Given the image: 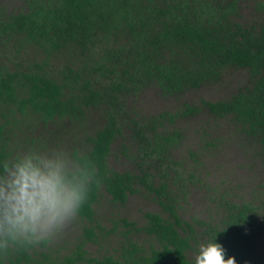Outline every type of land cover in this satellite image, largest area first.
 Segmentation results:
<instances>
[{
	"label": "trees",
	"instance_id": "obj_1",
	"mask_svg": "<svg viewBox=\"0 0 264 264\" xmlns=\"http://www.w3.org/2000/svg\"><path fill=\"white\" fill-rule=\"evenodd\" d=\"M19 1L0 5V160L28 149L25 129L44 128L55 134L43 140L49 148L67 146L95 179L67 252L65 227L58 238L0 249V264H195L214 240L238 264H264V0ZM230 71L246 81L227 97L155 114L127 104L148 88L182 95ZM204 110L258 145L251 168L263 171L245 195L209 185L216 217L186 216L206 182L181 170L173 151L185 130L167 126ZM111 157L132 165L115 170ZM134 195L153 203L144 220L100 217L103 201L127 207Z\"/></svg>",
	"mask_w": 264,
	"mask_h": 264
},
{
	"label": "rangeland",
	"instance_id": "obj_2",
	"mask_svg": "<svg viewBox=\"0 0 264 264\" xmlns=\"http://www.w3.org/2000/svg\"><path fill=\"white\" fill-rule=\"evenodd\" d=\"M9 3H11V0H0V5ZM16 5H20L19 0H14V6ZM245 79L242 71H230L224 81L204 86L199 90H191L182 95L165 96L155 88H148L138 97L131 98L127 104L130 109H134L141 114L163 113L164 111L176 112L181 109L185 101L199 104L202 99L217 100L227 97L236 91L238 87L244 85ZM93 117H96V114H93ZM167 126L185 130L186 138L182 146L175 148L173 151L174 157L182 162L183 168L181 170L189 174L193 172L194 180L202 179L206 182V185L198 187L196 189L197 192L193 193L192 202L195 206L188 209L186 216L195 213L202 214L200 216L210 214L209 216L216 217L217 212L215 213L214 210L210 211V207L212 206L213 208L214 203L207 200L206 197V193L208 194V189L206 188H210L208 187L209 185H217L223 189H230L238 195H245L250 190L248 183L262 177L263 171L258 172V162L256 173L255 168H251V166H256L258 145L235 137L232 132V124L227 120L217 119L204 110L195 116L178 118L175 123L169 124L168 122ZM239 140L244 144L240 145L238 143ZM213 144L217 146L214 147ZM64 148L65 145H63L62 149L64 150ZM190 150L196 152L200 164L191 157ZM123 160L117 161L115 157H111V166L117 170L130 168V163L127 160ZM104 203L103 201L99 214L105 222L111 216H118L120 212V216L121 214L130 215L140 218L142 221L144 220L143 211L154 208L153 203L150 204L143 195L132 196L127 207L116 206V208L115 206H106ZM78 227L79 224L75 220L66 226L69 229V233L64 240L68 239L70 242L67 243V249L62 252H67L71 248L70 245L76 238L75 232ZM62 234L63 232L61 231L55 237L58 238ZM53 239L55 238L53 237ZM59 242L57 241L56 243ZM89 249L96 255L105 251L93 244H91Z\"/></svg>",
	"mask_w": 264,
	"mask_h": 264
},
{
	"label": "clouds",
	"instance_id": "obj_3",
	"mask_svg": "<svg viewBox=\"0 0 264 264\" xmlns=\"http://www.w3.org/2000/svg\"><path fill=\"white\" fill-rule=\"evenodd\" d=\"M94 171L83 157L29 148L0 160V249L53 238L88 199ZM227 257V258H226ZM195 264H238L217 240L200 245Z\"/></svg>",
	"mask_w": 264,
	"mask_h": 264
},
{
	"label": "flooded vegetation",
	"instance_id": "obj_4",
	"mask_svg": "<svg viewBox=\"0 0 264 264\" xmlns=\"http://www.w3.org/2000/svg\"><path fill=\"white\" fill-rule=\"evenodd\" d=\"M66 127H68L67 125H65V123L63 122V124H60L59 123V125L57 126V132H56V134L57 135H60L63 131L65 132L66 131ZM29 130L28 129H25V131H23V132H21L22 133V135H26L27 136V139H31V141H32V139L34 138L35 139V141L34 142H31L30 141V145H29V147H27L28 149L29 148H40V149H44V150H51L49 147H55L54 145L52 146V144L49 142H44L43 140L45 139V138H48V140L49 139H51V138H49V137H47L48 136V134L49 135H55L54 133H49V132H47V131H44V128H41V130H39V129H35V130H32V132H29V135H27V134H25V133H27ZM25 132V133H24ZM55 139H57L56 137H55ZM84 140H86L87 138H83ZM87 141V140H86ZM87 144L90 146L91 144L90 143H88L87 142ZM45 145H47L46 147H44ZM49 145H51V146H49ZM84 145V144H83ZM44 147V148H43ZM84 147H85V145H84ZM67 149H68V147L67 146H65V148H64V150L61 148V150H63V151H67ZM127 160V159H126ZM128 162H129V160H127ZM129 163H131V165H132V162H129ZM115 170H117V169H115ZM126 170V169H125ZM119 171H123V170H119Z\"/></svg>",
	"mask_w": 264,
	"mask_h": 264
}]
</instances>
